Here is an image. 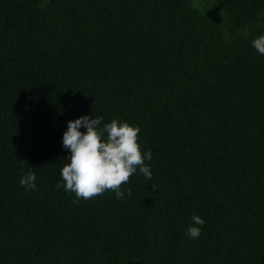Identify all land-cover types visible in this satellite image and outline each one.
I'll list each match as a JSON object with an SVG mask.
<instances>
[{
  "label": "trees",
  "instance_id": "trees-1",
  "mask_svg": "<svg viewBox=\"0 0 264 264\" xmlns=\"http://www.w3.org/2000/svg\"><path fill=\"white\" fill-rule=\"evenodd\" d=\"M260 33L264 0H0V264H264ZM85 114L139 125L131 196L56 188Z\"/></svg>",
  "mask_w": 264,
  "mask_h": 264
},
{
  "label": "clouds",
  "instance_id": "clouds-1",
  "mask_svg": "<svg viewBox=\"0 0 264 264\" xmlns=\"http://www.w3.org/2000/svg\"><path fill=\"white\" fill-rule=\"evenodd\" d=\"M251 46L264 55V33L251 40ZM84 131H81V129ZM139 125L103 116L81 115L67 121L62 135V147L68 152L66 163L60 169L61 179L56 188L74 193L77 200L90 199L105 191H113L115 198L123 200L131 196L132 189L121 185L130 181L134 174L151 179L153 172L146 161L153 159L151 149H142L138 142ZM37 177L32 168L22 169L21 185L26 190H35ZM205 220L197 214L191 216L186 235L191 239L200 237Z\"/></svg>",
  "mask_w": 264,
  "mask_h": 264
}]
</instances>
